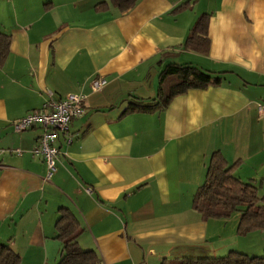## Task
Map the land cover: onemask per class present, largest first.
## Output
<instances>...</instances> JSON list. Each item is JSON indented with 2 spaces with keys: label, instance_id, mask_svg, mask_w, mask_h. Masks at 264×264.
<instances>
[{
  "label": "crops",
  "instance_id": "obj_1",
  "mask_svg": "<svg viewBox=\"0 0 264 264\" xmlns=\"http://www.w3.org/2000/svg\"><path fill=\"white\" fill-rule=\"evenodd\" d=\"M203 14L205 53L185 44ZM0 34V244L22 264L58 263L59 207L103 264L264 252V230L239 234L238 213L203 219L192 207L214 152L264 195V0H139L125 12L110 0H0ZM168 63L220 84L125 111L156 96ZM95 77L106 84L94 92ZM69 93L85 96L84 113L55 141L46 181L33 153L42 128L15 132L11 122Z\"/></svg>",
  "mask_w": 264,
  "mask_h": 264
},
{
  "label": "trees",
  "instance_id": "obj_2",
  "mask_svg": "<svg viewBox=\"0 0 264 264\" xmlns=\"http://www.w3.org/2000/svg\"><path fill=\"white\" fill-rule=\"evenodd\" d=\"M139 0H110L119 11L133 8ZM207 16H200L186 38V46L200 52H207ZM8 46L7 37L0 34V55ZM170 76V78H166ZM220 77L192 64L168 63L160 72V85L154 98L148 101L129 103L125 111L147 110L156 106L165 107L171 99L190 89H202L208 85H219ZM219 152H214L209 162L205 180L192 199V207L203 219H227L233 213L239 214L237 231L246 234L264 230V195L258 187L244 182L232 174ZM56 237L61 240L62 251L57 264H103L93 249H83L78 237L81 233L74 213L59 207L55 222ZM0 264H22L19 257L5 244H0ZM162 264H264L262 254H248L230 251L223 255L197 258H183L177 262Z\"/></svg>",
  "mask_w": 264,
  "mask_h": 264
},
{
  "label": "built area",
  "instance_id": "obj_3",
  "mask_svg": "<svg viewBox=\"0 0 264 264\" xmlns=\"http://www.w3.org/2000/svg\"><path fill=\"white\" fill-rule=\"evenodd\" d=\"M105 84L106 80L103 77H95L90 81L89 87L95 92L101 90ZM84 98L85 96L81 93H69L65 97L46 103L41 109L31 110L26 115L11 122L15 132H21L34 126L42 128V133L38 137L33 153L43 157L46 166L44 176L46 181L51 179L56 170L59 150L55 141L60 134L68 135L70 121L84 113ZM258 110L259 112L264 111V106L259 105ZM67 141H70V138ZM13 151L17 154L20 153L18 148ZM85 190L91 192L89 187Z\"/></svg>",
  "mask_w": 264,
  "mask_h": 264
},
{
  "label": "rangeland",
  "instance_id": "obj_4",
  "mask_svg": "<svg viewBox=\"0 0 264 264\" xmlns=\"http://www.w3.org/2000/svg\"><path fill=\"white\" fill-rule=\"evenodd\" d=\"M236 213V212H235ZM228 228H229V226L227 227V230H228ZM257 242V240L256 239H251V241H250V243H252V244H254V243H256ZM240 243L243 245V244H247L248 242L245 240V239H243V238H241L240 237ZM260 254H262V253H260ZM259 254V255H260Z\"/></svg>",
  "mask_w": 264,
  "mask_h": 264
}]
</instances>
